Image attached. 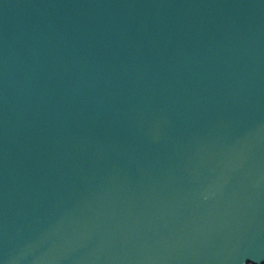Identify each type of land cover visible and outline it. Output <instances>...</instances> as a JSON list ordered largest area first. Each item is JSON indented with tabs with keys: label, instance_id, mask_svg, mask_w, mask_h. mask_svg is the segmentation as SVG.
I'll return each instance as SVG.
<instances>
[{
	"label": "water",
	"instance_id": "water-1",
	"mask_svg": "<svg viewBox=\"0 0 264 264\" xmlns=\"http://www.w3.org/2000/svg\"><path fill=\"white\" fill-rule=\"evenodd\" d=\"M0 264H264V0H0Z\"/></svg>",
	"mask_w": 264,
	"mask_h": 264
}]
</instances>
